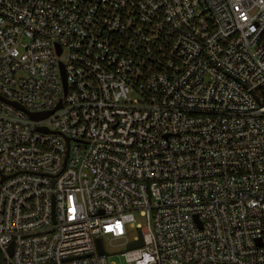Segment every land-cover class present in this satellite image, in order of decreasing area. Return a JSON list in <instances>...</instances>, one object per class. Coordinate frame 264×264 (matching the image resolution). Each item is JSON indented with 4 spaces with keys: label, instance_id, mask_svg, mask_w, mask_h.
Masks as SVG:
<instances>
[{
    "label": "built area",
    "instance_id": "1",
    "mask_svg": "<svg viewBox=\"0 0 264 264\" xmlns=\"http://www.w3.org/2000/svg\"><path fill=\"white\" fill-rule=\"evenodd\" d=\"M0 97L6 264H264V0H0Z\"/></svg>",
    "mask_w": 264,
    "mask_h": 264
},
{
    "label": "rangeland",
    "instance_id": "2",
    "mask_svg": "<svg viewBox=\"0 0 264 264\" xmlns=\"http://www.w3.org/2000/svg\"><path fill=\"white\" fill-rule=\"evenodd\" d=\"M135 224H140L141 226L146 225V221L138 213L134 214ZM137 236V231L134 229L130 230L126 227V238L132 240L133 237ZM102 243L107 255H114L110 257V261L113 264H124V259L119 256L120 253L125 251L126 247L123 246L125 239H119L109 242L106 238L102 239Z\"/></svg>",
    "mask_w": 264,
    "mask_h": 264
},
{
    "label": "water",
    "instance_id": "3",
    "mask_svg": "<svg viewBox=\"0 0 264 264\" xmlns=\"http://www.w3.org/2000/svg\"><path fill=\"white\" fill-rule=\"evenodd\" d=\"M62 80H63V86H64V92H65L66 91V80H65V77H64V74L63 73H62ZM0 101L5 102V103H7V104H9V105H11L13 107H15L16 109H18L20 111H23L24 113H26L29 116L30 120H32V121H40V120H43L47 116H49L50 114H52L56 109H58L60 107V103H59L58 106H57V108L55 110H53V111L45 112V113H29V112H26L17 103L7 101V100H5L2 97H0ZM39 130L45 131L44 129H41V128H39ZM138 236H139V241L136 242V243L129 244L128 247H127L128 250H132V249H135V248H140L142 246L141 234L139 233ZM96 248H97L98 254L99 255H102L103 254L102 244H101V241L99 239L96 240ZM12 250H13V246L10 245L8 247V249H7V253L9 255V257L12 255Z\"/></svg>",
    "mask_w": 264,
    "mask_h": 264
},
{
    "label": "trees",
    "instance_id": "4",
    "mask_svg": "<svg viewBox=\"0 0 264 264\" xmlns=\"http://www.w3.org/2000/svg\"><path fill=\"white\" fill-rule=\"evenodd\" d=\"M0 264H6L3 254L0 252Z\"/></svg>",
    "mask_w": 264,
    "mask_h": 264
}]
</instances>
